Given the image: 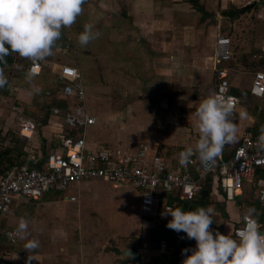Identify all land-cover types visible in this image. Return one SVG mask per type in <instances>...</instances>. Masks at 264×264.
<instances>
[{
	"label": "crops",
	"instance_id": "obj_1",
	"mask_svg": "<svg viewBox=\"0 0 264 264\" xmlns=\"http://www.w3.org/2000/svg\"><path fill=\"white\" fill-rule=\"evenodd\" d=\"M178 1L181 3L179 4ZM199 1L203 3L202 0ZM254 1L222 0L219 6L206 2L202 4L204 10L199 11L188 0H84L83 11L76 21L70 27L62 29L66 41L60 40L50 56L38 60L43 65L40 76L29 74L31 61L29 58L23 61L26 57L18 53H12V56L18 59L16 63L2 69L8 79L6 84L9 86L4 93H0V100L6 103L0 104L2 136L0 153H4L5 166L11 164L8 163L11 155L13 163L19 164L21 161H17L18 157L27 159L26 156L28 157L30 152L47 154L58 149L60 145L58 136L66 134L67 127L64 118L54 109L51 110L50 105L54 100L63 99L59 70L64 64H71L79 69L87 93L92 81H99L98 76L100 80L115 79L118 83L113 100H136L127 103L118 111L116 107L120 105L114 103V120L126 121L125 124L119 125L128 130V132L118 130L122 131L120 136L123 137L122 134L126 133L130 136V139L126 137L120 139L122 143L130 146L135 145L136 142L149 144L151 151L163 157L168 164L180 163L179 153L189 145L195 146L199 138L195 126L196 108L208 95L216 94L219 71L230 69V62L217 64L214 60L216 39L218 35L223 34L219 26L225 21L230 23L238 20V18L230 19L223 14L229 11L230 5L244 9ZM179 5L180 10H178ZM189 7L195 9L200 16L198 20L203 23L198 31L193 27L196 20H189ZM207 8L213 11L220 8L221 13L213 14L214 12H208ZM86 23H91L93 30L100 34L88 44L81 45L78 35L84 30ZM77 60L84 65H80ZM229 78L234 91L237 88L234 86L235 82H232L231 74ZM97 89L104 94L108 92L105 88H101L100 84ZM100 97L105 100V96L100 95ZM251 98L254 102L261 101L252 96ZM144 100L156 101L157 105L147 108L146 111L139 110L138 107L144 103ZM97 106L96 113L91 112L90 109L89 111L97 118V124L100 119L104 120L103 132L110 123L108 121L110 117H107L109 111H104L100 103ZM249 107L240 100L237 118L230 119L236 125L237 139L246 129L264 130V126L260 128L257 124L259 121V124L261 122V125H264V118L258 115L257 120L254 111ZM48 112L50 113L48 122L43 123ZM139 121L144 124H140ZM24 122H30L35 126L34 142H26L18 138L19 129ZM130 124L137 125L134 131L129 130ZM95 126L91 127L88 135L92 143H95L91 137ZM155 130L158 131L153 132ZM161 131L160 136L155 135L160 134ZM10 134L22 143L15 141V138L10 141L12 137ZM3 145H9V149H3ZM17 150L22 151L23 156L17 153L19 155L16 157L13 153ZM8 151L10 153H7ZM15 158L17 159L14 160ZM246 185L250 189L255 188L253 185ZM255 189L257 199L255 205L243 196L245 189L239 196L243 197L242 200L237 202L236 200L230 202L227 199L226 202L222 193V200L227 206L230 219L222 233L228 234L227 228L231 225L233 235L234 228L248 217H255L260 221V215L264 213V204L259 200L260 189L257 187ZM258 205L260 209L256 215ZM238 206L245 207L242 217L236 210ZM261 230L264 231V223ZM190 242L184 248L195 246L194 239H190ZM2 250L11 252L6 248ZM180 253L183 260L184 254L182 251ZM11 258L15 264L13 252Z\"/></svg>",
	"mask_w": 264,
	"mask_h": 264
},
{
	"label": "built area",
	"instance_id": "obj_2",
	"mask_svg": "<svg viewBox=\"0 0 264 264\" xmlns=\"http://www.w3.org/2000/svg\"><path fill=\"white\" fill-rule=\"evenodd\" d=\"M264 55V40L261 45ZM233 42L228 35H218L215 46V63L230 62L233 59ZM29 74L40 76L43 65L33 61ZM230 69L219 71L216 96L231 106L229 119L237 118L240 98L232 94ZM59 80L61 97L67 99L69 110L66 117L55 109L65 120L68 130L58 136L57 150L47 154L30 152L24 164H13L0 177V218L11 214L15 205L22 201L40 200L47 194L69 192L66 202L74 203L77 197L72 190L84 182L104 181L116 188L131 187L140 194L141 217L147 229L162 231L171 215H165L170 208L178 206L189 209L190 204L201 195L205 185L212 180L215 193H223L228 201H235L242 195L246 184L260 189L259 200L264 204V148L257 144L258 136L264 132L246 129L239 139L225 143L215 163L204 167L197 157L184 165H170L158 154L151 151L149 144L141 143L137 149L129 146L92 143L88 139L89 129L97 124L85 106L87 92L79 69L71 64L60 66ZM250 95L264 98V69L253 76ZM70 127V130L69 128ZM35 126L24 122L18 138L34 142ZM188 204V206H185ZM248 217L234 228L233 235L242 228ZM260 224V223H259ZM261 226V225H260ZM14 230V229H13ZM13 230L5 235L16 244L20 236ZM186 233H175L172 244L160 242V251L166 255L181 252L188 242ZM0 246V264H13L11 252Z\"/></svg>",
	"mask_w": 264,
	"mask_h": 264
},
{
	"label": "rangeland",
	"instance_id": "obj_3",
	"mask_svg": "<svg viewBox=\"0 0 264 264\" xmlns=\"http://www.w3.org/2000/svg\"><path fill=\"white\" fill-rule=\"evenodd\" d=\"M202 1L203 3L201 4H206L207 2V4L214 3L215 6H219L222 3V0ZM178 2L179 4L181 3L180 1ZM255 2L256 4L249 8L247 13L235 18H238L236 22L228 23V21H225L221 25L219 24L222 33L232 38L234 55L229 63L231 79L232 82H235L234 86L237 88L235 90L242 92H248V89L252 86L255 72L264 66V55L261 51V44L264 40V0H255ZM180 8L181 6L179 5L178 10ZM233 8V6H229V10ZM188 10H190V14H188L190 16L189 20H196L193 23V27L197 31L200 30L203 23L198 20L200 18L199 14L196 13L193 7H189ZM207 11L214 12L213 14L221 13L220 8L218 10L216 8L214 11L211 8H207ZM181 12L185 11L181 10ZM82 58L80 57V59ZM80 65H84V63ZM97 78L99 81H92L93 83L89 85V94L87 93L86 98L87 105L85 106L91 112L94 111L96 113L97 105L100 103V107H104V111H109L107 117H110L108 118L110 123L107 124L102 132L104 120L100 119L98 121L99 123L92 130L93 132L91 131L93 141L97 144L124 145L137 149L140 146V142L130 146L120 141L123 137L130 139V136L126 135L127 133L122 134L123 137L120 136L122 131L128 132L126 127L119 125L120 123L125 124L126 121H115V114L113 113L114 103L120 105L116 107L118 111L127 103L136 100H113L115 87H118L116 85L118 83L115 79L104 80L101 78L100 80L98 76ZM99 84L101 88H105L108 92L105 94L99 92L97 89ZM123 88L125 89V87ZM85 89L87 92L86 86ZM4 90L5 86L0 87V93H4ZM100 95L102 97L105 96V100ZM240 98L241 102L250 106L249 108L254 111L257 120L258 115L264 118V98L259 99L261 101L254 102L252 101L254 99L246 93ZM0 104L5 105L6 103L0 100ZM154 105H157L156 101L144 100V103L140 104L138 109L146 111L147 108H153ZM251 113L253 114V112ZM154 121L157 122V120ZM141 122L139 121L140 124H144ZM257 124L260 128L264 126L261 125V122L259 124V121H257ZM136 126V124H130L129 130L134 131ZM68 128L70 130V127ZM88 129L90 131L92 128ZM161 129L159 128V130ZM159 133L155 135L160 136L162 131ZM10 135L12 136L13 134ZM1 139L2 136L0 134V143H2ZM12 139L17 142L20 141L15 136H12L9 140L11 141ZM8 146L3 145V149H9ZM21 152L17 150L13 154H16L17 157L19 155L17 153ZM9 158L12 163V155ZM22 159L18 157L17 161L20 162ZM247 188L248 185H246L243 196L247 198L248 202L255 205L257 200L256 189L248 188L247 191ZM68 194L70 193L64 192L60 195L47 194L38 201H22L15 205L11 214H7L4 217L6 220L4 232L15 229L21 217L26 218L29 225L27 234L23 238L20 237L18 243L14 244L6 240L1 245V248H6L14 253L15 264H138L127 254V252L132 250H135L140 255V264H170L169 258H165V256L169 255L162 253L159 249L160 242L155 239V230L147 229L144 226V220L141 217L140 194L136 190L131 187L118 189L108 182L94 181L76 185V188L72 190V195L77 197L76 202H64ZM222 195V193L213 192L207 205L213 208L214 221L211 227L219 229L221 232L229 219L223 216V212L227 213V206L222 200ZM242 198L237 197L236 202L242 200ZM224 200L226 201V198ZM238 207L236 210L239 211L238 215L242 217L245 207ZM249 213L252 214V212ZM1 223L2 221L0 220V226ZM227 232H231V225L227 228ZM33 238L39 241L38 246L26 249V241Z\"/></svg>",
	"mask_w": 264,
	"mask_h": 264
},
{
	"label": "clouds",
	"instance_id": "obj_4",
	"mask_svg": "<svg viewBox=\"0 0 264 264\" xmlns=\"http://www.w3.org/2000/svg\"><path fill=\"white\" fill-rule=\"evenodd\" d=\"M83 2L0 0V61L13 52L33 61L50 56L62 36V29L70 27L82 13ZM99 34L93 30L91 23H86L78 41L86 45ZM7 82L6 74L0 69V87ZM230 111L231 106L221 102L214 94L199 103L195 112L199 138L195 146L189 145L179 153L181 164H188L193 157H197L206 168L215 163L225 143L237 139L236 125L229 119ZM257 144L264 148V132L258 136ZM169 214L172 219L167 227L183 231L186 238L196 241L195 246L182 249L184 258L181 264H264V231L257 220H247L232 235L211 227L214 215L210 205L194 209L178 206L165 212V215ZM28 227L26 218L21 217L13 231L23 238ZM38 244L39 241L33 238L26 241L25 248H35Z\"/></svg>",
	"mask_w": 264,
	"mask_h": 264
},
{
	"label": "trees",
	"instance_id": "obj_5",
	"mask_svg": "<svg viewBox=\"0 0 264 264\" xmlns=\"http://www.w3.org/2000/svg\"><path fill=\"white\" fill-rule=\"evenodd\" d=\"M196 9H198L199 11H203L204 8L202 7V4L199 0H188ZM249 11V8H244V9H238V8H233L227 12H224V16H227L228 18L230 19H235L236 17H238L239 15H242V14H245ZM65 35H64V32L62 31V36L58 39L57 43L60 41V40H63V41H66L65 39ZM14 53V52H13ZM17 54V53H15ZM16 56H12V53L10 55H8L6 57V59L4 61H0V69H3L4 67L6 66H13L14 63H16V61L18 59L15 58ZM27 59V57L23 60L25 61ZM21 61V60H20ZM29 61H31V63L33 62L32 59L29 58ZM264 69V66L263 68ZM5 86V89L6 88H9V86H7V84L4 85ZM3 86V87H4ZM5 91V90H4ZM244 93L248 94L250 97V91L248 92H242V91H239V90H234L232 91V94L235 96L237 95L238 98H240L241 96L244 95ZM241 99V98H240ZM50 109L51 110H55V109H58L61 111V114L63 116L66 117V112L69 110V104H68V101L67 99H62V100H54L51 105H50ZM50 113L48 112L47 114V117H45L43 123H47L48 122V117H49ZM66 131V130H65ZM262 130H256L255 132H260ZM7 153H10V151H8ZM3 152L0 153V177L14 164L13 162L11 163L10 161L8 163H11L10 165H6V163H4V158H3ZM21 156H23V154L21 153L20 154ZM26 163V159L23 158V160L21 161V163L19 164H24ZM3 164H4V167H3ZM212 180H209L207 182V184L205 185L202 193L200 196H198L191 204H190V207L189 209H194L198 206H201V205H204V206H207L208 205V202H209V198L211 195H213V185H212ZM56 195H60L62 193H55ZM54 194V195H55ZM32 201H35V200H32ZM185 206H188V204H185ZM257 207V206H256ZM186 209V207H183ZM260 209V206L258 205V207L256 208V215L258 214V210ZM264 210V209H263ZM6 216V215H5ZM5 216H2L0 218V220L2 221L1 223V226H0V245L3 244V241H8L10 242V240L8 239V237L4 234L5 230V226H6V220H5ZM223 216L225 218H228V214L223 212ZM3 219V220H2ZM261 222V223H260ZM261 227H262V223H264V213L262 215H260V221H259ZM175 233L176 231L174 229H171L167 226L164 227V229L162 231H155V239L157 240V242H161V241H166L168 242V244H172L174 238H175ZM186 244H190V239L188 240V242ZM166 259L169 258V261H170V264H177V263H180L182 262V255L180 252H176L175 254L173 255H169V256H165Z\"/></svg>",
	"mask_w": 264,
	"mask_h": 264
},
{
	"label": "water",
	"instance_id": "obj_6",
	"mask_svg": "<svg viewBox=\"0 0 264 264\" xmlns=\"http://www.w3.org/2000/svg\"><path fill=\"white\" fill-rule=\"evenodd\" d=\"M255 4L256 2L254 1L250 3L249 5H247L245 8H251ZM127 254L133 258L134 262L140 264V255L138 254V252H136L135 250H132V251L127 252Z\"/></svg>",
	"mask_w": 264,
	"mask_h": 264
}]
</instances>
